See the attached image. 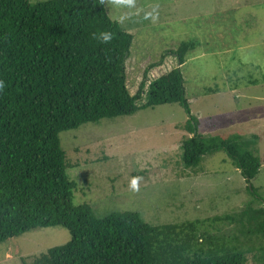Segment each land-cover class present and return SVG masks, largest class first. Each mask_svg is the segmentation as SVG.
I'll return each instance as SVG.
<instances>
[{"label": "trees", "instance_id": "16d2710c", "mask_svg": "<svg viewBox=\"0 0 264 264\" xmlns=\"http://www.w3.org/2000/svg\"><path fill=\"white\" fill-rule=\"evenodd\" d=\"M132 40L104 0H0V242L61 226L69 241L22 264H245L248 255L253 264H264V199L232 212L157 224L137 211L98 216L88 204L73 202L75 184L59 133L172 102L194 122L184 125L192 135L183 139L179 161L196 168L204 155L225 151L229 161H223L256 196L251 180L263 159L248 150L246 138L197 130L182 71L195 43L163 49L131 94L125 62ZM168 57L176 66L148 81L147 73Z\"/></svg>", "mask_w": 264, "mask_h": 264}, {"label": "rangeland", "instance_id": "374dc122", "mask_svg": "<svg viewBox=\"0 0 264 264\" xmlns=\"http://www.w3.org/2000/svg\"><path fill=\"white\" fill-rule=\"evenodd\" d=\"M174 2L104 0L108 15L133 35L125 62L128 89L136 92L145 68L163 49L195 43L182 71L197 130L207 136L237 133L250 139H245L248 150L263 159L251 180L256 196L246 189L240 172L223 161H229L225 151L204 155L196 168L185 167L179 160L183 139L192 135L184 126L190 116L178 103H163L59 133L66 172L75 184L73 202L88 204L98 216L127 209L157 224L232 212L264 199V51L247 45L255 34L250 32L252 25L261 27L256 21L264 15V0H179L182 13L185 9L193 13L182 20ZM224 3L237 5L232 19L231 13L225 19L216 13ZM211 9L214 19L203 15ZM176 64L173 57L166 58L147 73L148 81ZM248 80L257 83L248 85ZM69 239L61 226L27 231L0 242V264L30 263ZM245 264H253L251 255Z\"/></svg>", "mask_w": 264, "mask_h": 264}, {"label": "crops", "instance_id": "0c3cea01", "mask_svg": "<svg viewBox=\"0 0 264 264\" xmlns=\"http://www.w3.org/2000/svg\"><path fill=\"white\" fill-rule=\"evenodd\" d=\"M195 0H190V2H194ZM240 4V2H239ZM174 8L175 10L177 11L178 10V14L180 13L181 16H180V20H182L183 18L185 17H188L190 15H192L193 13H189L186 9L184 10V12L182 13V7H181V3L179 2V0H175L174 2ZM181 9V10H180ZM237 5H227V3H224L223 6L221 7V10L220 12H216V8L214 9L216 13H219L221 14L223 17L221 19H225V17L231 13L230 15V18L229 19H232V15L235 14L237 12ZM212 10L211 9L209 12L203 14L205 17H208L210 19H214V15L212 13ZM246 11V8L244 9L243 12L239 11V16H242V14ZM256 14V13H255ZM262 19L260 20H257L256 22H259L261 24V27H259L258 25H252L251 27V30L250 32L253 33L255 32V34H253V36L251 38H249V42L247 45H256L258 46V50H261V51H264V15L261 17ZM216 19H220L219 15H217V18ZM253 22H250V24H252ZM254 29V30H253ZM257 29H262L263 32L259 35L257 33ZM255 39V41H253L252 39ZM256 68H258L259 66V62L256 60Z\"/></svg>", "mask_w": 264, "mask_h": 264}, {"label": "clouds", "instance_id": "9594fccd", "mask_svg": "<svg viewBox=\"0 0 264 264\" xmlns=\"http://www.w3.org/2000/svg\"><path fill=\"white\" fill-rule=\"evenodd\" d=\"M103 39H104L105 41H109V40L111 39V35L108 34V33H105V34H103ZM0 86H2V85H0Z\"/></svg>", "mask_w": 264, "mask_h": 264}]
</instances>
